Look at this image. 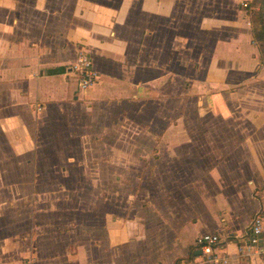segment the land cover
I'll return each mask as SVG.
<instances>
[{"label":"crops","instance_id":"1","mask_svg":"<svg viewBox=\"0 0 264 264\" xmlns=\"http://www.w3.org/2000/svg\"><path fill=\"white\" fill-rule=\"evenodd\" d=\"M252 1L0 0V264H264Z\"/></svg>","mask_w":264,"mask_h":264},{"label":"built area","instance_id":"2","mask_svg":"<svg viewBox=\"0 0 264 264\" xmlns=\"http://www.w3.org/2000/svg\"><path fill=\"white\" fill-rule=\"evenodd\" d=\"M71 70L77 75L78 85L83 90L90 88L97 82L98 72L93 66L92 59L83 45H81L78 51L75 62L71 64ZM263 228L262 216L260 214H255L251 219L250 226L244 234V237L238 242L239 250L242 248L247 251H250L251 248L260 250L261 247L259 242ZM221 241L222 237L219 232L198 235L195 238V245L196 249L199 251V256L211 264H221L226 261V257L217 252ZM173 264H195V261L194 259H181Z\"/></svg>","mask_w":264,"mask_h":264},{"label":"rangeland","instance_id":"3","mask_svg":"<svg viewBox=\"0 0 264 264\" xmlns=\"http://www.w3.org/2000/svg\"><path fill=\"white\" fill-rule=\"evenodd\" d=\"M261 1L260 0H253L249 6V16L252 22L257 23L258 19L260 18V11L259 8L261 6ZM261 51L263 52V57H264V42L261 44ZM264 59V58H263ZM4 190H6V186H2L0 184V198H3L5 193ZM141 192H145V189H142ZM29 194V188L28 190L25 189V191H22V196L20 198H29L28 195ZM16 196L14 197H9V198H19L17 197V194H15ZM7 198V197H6Z\"/></svg>","mask_w":264,"mask_h":264},{"label":"trees","instance_id":"4","mask_svg":"<svg viewBox=\"0 0 264 264\" xmlns=\"http://www.w3.org/2000/svg\"><path fill=\"white\" fill-rule=\"evenodd\" d=\"M261 3V7L259 9L260 18L257 23L253 22V32L260 46L264 42V3Z\"/></svg>","mask_w":264,"mask_h":264}]
</instances>
